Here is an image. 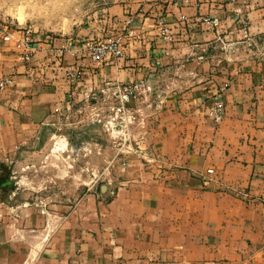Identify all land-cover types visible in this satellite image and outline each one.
Here are the masks:
<instances>
[{
	"label": "crops",
	"instance_id": "obj_1",
	"mask_svg": "<svg viewBox=\"0 0 264 264\" xmlns=\"http://www.w3.org/2000/svg\"><path fill=\"white\" fill-rule=\"evenodd\" d=\"M176 1L116 0L79 30L78 42H122L125 56L102 63L80 45L58 54L64 40L25 60L0 38V82H12L0 94V264H264V0ZM141 82L159 99L144 138L152 168L75 202L13 201L3 165L48 118Z\"/></svg>",
	"mask_w": 264,
	"mask_h": 264
},
{
	"label": "rangeland",
	"instance_id": "obj_2",
	"mask_svg": "<svg viewBox=\"0 0 264 264\" xmlns=\"http://www.w3.org/2000/svg\"><path fill=\"white\" fill-rule=\"evenodd\" d=\"M115 2L0 0V23L15 30L31 28L55 38H74ZM105 89L94 100L57 111L31 143L20 147L14 160L3 165L2 180L13 187L14 202H75L104 187L115 191L155 165L150 160L155 152L144 138L147 120L157 122V95L137 97L129 104V114L113 120L112 109L120 101L112 86Z\"/></svg>",
	"mask_w": 264,
	"mask_h": 264
},
{
	"label": "built area",
	"instance_id": "obj_3",
	"mask_svg": "<svg viewBox=\"0 0 264 264\" xmlns=\"http://www.w3.org/2000/svg\"><path fill=\"white\" fill-rule=\"evenodd\" d=\"M200 0H180L175 2V6L183 5H192L194 7H198L200 4ZM182 20H185V17H182ZM209 19H206L205 22H208ZM216 26H218V20L212 21ZM159 26L161 27V36L163 39L167 41H171L173 39L172 29L170 26L164 22H160ZM17 33H21L20 37L17 36ZM0 38L4 42L14 41L18 48L24 49L23 59L29 60L34 57L37 53V45L46 43L56 45L57 42L64 40V44L62 47L55 48L58 54H62L66 50H72L80 45L82 47V52L87 55L90 60L94 63H102L109 59H120L125 56V52L123 49L122 42L120 40H108L105 42H98L93 39H88L83 42H78L77 39L74 38H55L50 34H40L31 28L29 29H11L6 25L0 23ZM69 80L72 83L83 81L84 75L81 71H75L68 73ZM10 80H3L0 82V94L4 92V90L11 84ZM229 87V83L225 84L224 87L221 88L220 94L224 93ZM102 91V93H104ZM152 92V87L147 82H141L138 84L132 85H124L123 87H116L113 91V95L119 99V104L117 107H114L112 110L114 112L113 120L117 118H122V116L130 113L129 104L134 99L140 96L146 97L147 94ZM92 96H87L86 102L89 100H94L95 98ZM223 110L224 106L221 100L216 98L215 103L210 108L208 117L215 125H219L223 120ZM214 171L208 170L207 176H213ZM208 182V180H205Z\"/></svg>",
	"mask_w": 264,
	"mask_h": 264
}]
</instances>
